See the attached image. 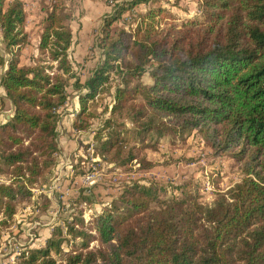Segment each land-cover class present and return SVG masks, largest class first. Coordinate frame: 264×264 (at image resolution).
<instances>
[{
    "label": "trees",
    "instance_id": "1",
    "mask_svg": "<svg viewBox=\"0 0 264 264\" xmlns=\"http://www.w3.org/2000/svg\"><path fill=\"white\" fill-rule=\"evenodd\" d=\"M154 1L114 3L98 37L104 58L83 79L68 57L71 13L64 0L43 8L40 55L32 65L21 63L29 41L25 1L0 0L6 49L0 50V108L5 97L14 107L0 122V176L9 179L0 180V222L54 169L69 87L79 91L81 104L74 124L86 127L88 101L105 90L112 73L123 82L94 135L104 159L125 165L138 156L137 143L196 129L215 151L231 152L245 175L210 203L192 182L175 186L181 195L168 197L163 191L170 184L135 181L120 196L122 206L95 215V233L81 216V227L68 223L66 232L83 241L63 260L53 256L67 238L57 226L45 246L23 251L18 264H264V0H199L201 14L181 26L161 25V5L141 13L134 32L114 24L126 9ZM54 58L58 69L51 73L46 61ZM146 70L151 82L126 78ZM93 237L100 246L90 247Z\"/></svg>",
    "mask_w": 264,
    "mask_h": 264
},
{
    "label": "rangeland",
    "instance_id": "2",
    "mask_svg": "<svg viewBox=\"0 0 264 264\" xmlns=\"http://www.w3.org/2000/svg\"><path fill=\"white\" fill-rule=\"evenodd\" d=\"M24 1L28 12L26 28L29 41L22 48L21 63L32 65L40 55L43 8L52 0ZM116 1L122 0H64L71 13L66 21L72 31L68 57L77 75L83 79L89 74V68L104 58L98 37L101 35L104 16L114 12ZM159 5L163 8L162 14L158 16L162 21L161 25L175 23L181 26L201 14L199 0H159L126 9L114 24L125 27L130 33L134 32L139 15ZM134 49V46L130 48V55ZM0 50L6 54L1 28ZM46 63L53 65L49 67L51 73L58 69L57 59ZM126 78L134 82L137 79L152 81L147 70L134 77L132 73H126ZM120 82H123V75L112 73L105 90L89 99L87 111L92 114L87 117L86 127L74 124L81 104L79 91L73 89V86L69 87V98L60 110L59 149L55 153L54 169L32 184L31 197L18 204L12 217L4 223L0 222V264H18L23 251L45 246L57 226L63 228L67 238L62 242L63 252L53 251V256L63 260L64 252L79 247L83 241L81 236L75 237L66 232L68 223L77 221L75 226L81 227L82 224L77 219L81 216L84 228L95 233V215L114 203L122 206L120 196L127 185L135 181L170 184L172 186L163 191L164 196L168 197L173 194L181 195L180 189L175 186L192 182L199 188L200 199L210 203L219 191L228 190L245 175L241 162L231 152L215 151L196 129L184 137L163 136L158 141L137 143L138 156L125 165L104 159L99 153L94 135L103 119L110 116L116 86ZM0 93H5L3 86H0ZM5 100V106L0 108V122L11 117L14 112L10 99L5 97ZM123 119L127 127L134 126L128 118ZM130 141L131 144L135 143V139ZM68 157L73 161L70 165L64 164ZM0 180L9 181L4 176H0ZM3 217L4 214L0 211V219ZM97 246H100V241L93 237L90 247Z\"/></svg>",
    "mask_w": 264,
    "mask_h": 264
},
{
    "label": "built area",
    "instance_id": "3",
    "mask_svg": "<svg viewBox=\"0 0 264 264\" xmlns=\"http://www.w3.org/2000/svg\"><path fill=\"white\" fill-rule=\"evenodd\" d=\"M72 163H73V161H72L71 157L66 158V160L64 162V164H67V165H70Z\"/></svg>",
    "mask_w": 264,
    "mask_h": 264
}]
</instances>
